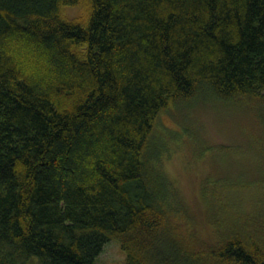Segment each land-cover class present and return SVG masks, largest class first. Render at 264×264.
I'll return each instance as SVG.
<instances>
[{"label": "trees", "instance_id": "trees-1", "mask_svg": "<svg viewBox=\"0 0 264 264\" xmlns=\"http://www.w3.org/2000/svg\"><path fill=\"white\" fill-rule=\"evenodd\" d=\"M203 102L264 118V0H0V264H264V219L176 218L159 116Z\"/></svg>", "mask_w": 264, "mask_h": 264}, {"label": "rangeland", "instance_id": "rangeland-1", "mask_svg": "<svg viewBox=\"0 0 264 264\" xmlns=\"http://www.w3.org/2000/svg\"><path fill=\"white\" fill-rule=\"evenodd\" d=\"M81 11L86 9L70 7L64 14L72 18ZM212 103L170 106L157 125L161 167L182 202L176 218L207 242L236 220L241 227L249 218L264 219V118L251 103L221 102L228 109ZM97 264H126L117 239L103 245Z\"/></svg>", "mask_w": 264, "mask_h": 264}]
</instances>
